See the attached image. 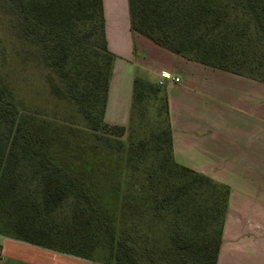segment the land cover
I'll return each instance as SVG.
<instances>
[{"label": "trees", "instance_id": "obj_1", "mask_svg": "<svg viewBox=\"0 0 264 264\" xmlns=\"http://www.w3.org/2000/svg\"><path fill=\"white\" fill-rule=\"evenodd\" d=\"M128 5L155 44L264 82V0ZM114 59L103 0H0V233L109 264H217L230 186L176 161L157 81L134 76L128 123L105 119Z\"/></svg>", "mask_w": 264, "mask_h": 264}, {"label": "crops", "instance_id": "obj_2", "mask_svg": "<svg viewBox=\"0 0 264 264\" xmlns=\"http://www.w3.org/2000/svg\"><path fill=\"white\" fill-rule=\"evenodd\" d=\"M116 1L103 0L108 47L118 64L113 74L116 66L117 73L130 66L131 92L136 67L158 83L168 75L180 77L177 82L159 83L167 93L174 157L230 186L226 218L235 216V222L245 227V246L243 251L226 252L224 238L217 264H264V158L248 151L254 135L264 143V82L189 61L155 44L131 29L124 10L119 17ZM117 116L113 113L109 122L125 124V116ZM237 119L245 120L248 131L247 145L237 146L239 152L233 150ZM222 131L230 140L224 148L218 140ZM0 264L109 263L0 233Z\"/></svg>", "mask_w": 264, "mask_h": 264}, {"label": "rangeland", "instance_id": "obj_3", "mask_svg": "<svg viewBox=\"0 0 264 264\" xmlns=\"http://www.w3.org/2000/svg\"><path fill=\"white\" fill-rule=\"evenodd\" d=\"M127 0H123V3L121 0H117L115 3V7H117V11H119L121 14L119 17H121L123 10L128 14L129 16V5L127 8ZM117 63L115 62L114 65ZM113 65V66H114ZM118 65V64H117ZM117 70V66L115 68ZM135 74L144 76L143 72L141 69L138 67L135 68ZM115 70V74H113L114 68L112 69V74L110 78V86H109V92H108V99H107V105L109 106L108 112L109 116L106 117L105 119H109L107 121H110L112 119V114L116 112L117 119H123L125 116V124L128 123V117H129V111H130V102H131V97H132V92H131V83H130V66L126 68L124 73H117ZM162 85V84H161ZM40 84L38 82L33 84V87L36 89L37 97L36 102L41 105V107L44 109L43 113L49 115L48 113L49 109L46 108L48 107V102L44 98V94L42 95V91L38 90ZM111 88V91H110ZM110 97V98H109ZM109 100V104H108ZM224 101H227V99H223ZM226 103V102H225ZM224 103V104H225ZM45 108H44V107ZM106 106V108L108 107ZM154 109L151 108V112L153 114ZM106 112V110H105ZM237 119L236 120V130L233 133L234 140L236 143L233 145V150L239 152V148L237 146L239 145H247V140H248V131L245 129V120ZM227 133L222 131L220 133V138H218L219 142L222 145V148H224L225 145H228L227 142H230L229 138L227 137ZM254 142L252 143L251 147L248 148L249 150H252L253 156L254 157H262L264 158V143L261 140H256V137L254 135L253 137ZM256 140V141H255ZM226 150V149H225ZM233 214H235L232 211ZM242 214V213H241ZM235 216L230 215L229 219H225V224H224V238H225V244L223 246V249H225L226 252L237 249L243 251L244 249V235H245V227L241 223H236L235 222ZM97 255L100 258H103L102 254L97 253Z\"/></svg>", "mask_w": 264, "mask_h": 264}, {"label": "built area", "instance_id": "obj_4", "mask_svg": "<svg viewBox=\"0 0 264 264\" xmlns=\"http://www.w3.org/2000/svg\"><path fill=\"white\" fill-rule=\"evenodd\" d=\"M179 80H180V77H178L176 75H168L164 79L160 80L159 83L163 85V84H166L168 82H177Z\"/></svg>", "mask_w": 264, "mask_h": 264}]
</instances>
